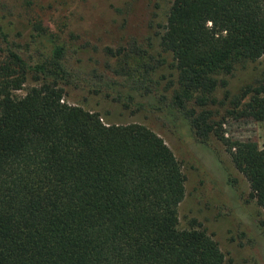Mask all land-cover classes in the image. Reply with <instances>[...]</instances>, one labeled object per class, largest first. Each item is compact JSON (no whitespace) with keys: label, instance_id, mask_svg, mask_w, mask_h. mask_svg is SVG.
<instances>
[{"label":"trees","instance_id":"16d2710c","mask_svg":"<svg viewBox=\"0 0 264 264\" xmlns=\"http://www.w3.org/2000/svg\"><path fill=\"white\" fill-rule=\"evenodd\" d=\"M0 35V264H233L205 229L180 228L186 176L158 134L64 101L81 78L68 44L42 22L25 52L1 21ZM130 47L106 49L123 62L112 74L124 82L93 71L95 92L184 119L205 140L204 108L227 84L217 76L264 57V0H173L159 52ZM165 65L175 80L160 91ZM31 75L38 85L20 95ZM238 104L240 118L264 122V83ZM221 140L264 209V148Z\"/></svg>","mask_w":264,"mask_h":264},{"label":"rangeland","instance_id":"374dc122","mask_svg":"<svg viewBox=\"0 0 264 264\" xmlns=\"http://www.w3.org/2000/svg\"><path fill=\"white\" fill-rule=\"evenodd\" d=\"M172 2L0 0V21L9 33V42L19 46L20 51H26L36 22H42L57 39L68 44L70 65L81 78L65 87L67 104L98 112L105 122L142 124L165 141L186 176V197L179 206L181 229L192 225L205 229L233 264H264V209L252 196L247 179L235 168L228 146L221 140L224 137L228 143L253 141L264 148V122L240 118L243 104H238L249 86L264 83V57L236 65L231 75L217 76L221 83L227 84L219 87L217 101L204 108L210 112L209 125L213 127L205 140L196 138L184 119L167 118L165 112L150 110V98L142 100L148 108L129 109L107 97V90L95 92L94 72L116 79L112 71L123 65L106 49H130L132 44H137L142 50L151 47L149 51L153 48L159 52L160 36L167 25ZM5 47L0 35V50ZM138 63L135 59L131 65ZM175 74L170 65L159 67L156 77H162L160 91L169 88ZM117 78L124 82L123 77ZM38 83L31 75L26 90L19 94L24 95Z\"/></svg>","mask_w":264,"mask_h":264}]
</instances>
